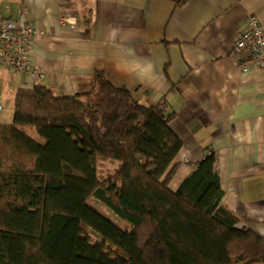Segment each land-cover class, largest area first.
Listing matches in <instances>:
<instances>
[{"label":"trees","instance_id":"trees-1","mask_svg":"<svg viewBox=\"0 0 264 264\" xmlns=\"http://www.w3.org/2000/svg\"><path fill=\"white\" fill-rule=\"evenodd\" d=\"M96 91L20 87L0 123V264H259L264 234L237 227L221 204L213 152L179 187L181 147L162 101L143 105L103 72ZM31 126L43 138L27 135ZM117 160L100 178L97 159ZM93 196L128 228L88 203Z\"/></svg>","mask_w":264,"mask_h":264},{"label":"crops","instance_id":"crops-1","mask_svg":"<svg viewBox=\"0 0 264 264\" xmlns=\"http://www.w3.org/2000/svg\"><path fill=\"white\" fill-rule=\"evenodd\" d=\"M63 11L74 26L58 23ZM0 14L35 24L27 55L43 74L36 80L0 55V115L20 87L83 95L103 72L139 103L174 113L182 144L168 188L213 152L220 204L237 227L264 234V67L242 72L232 51L247 15L264 29V0H0Z\"/></svg>","mask_w":264,"mask_h":264},{"label":"built area","instance_id":"built-area-1","mask_svg":"<svg viewBox=\"0 0 264 264\" xmlns=\"http://www.w3.org/2000/svg\"><path fill=\"white\" fill-rule=\"evenodd\" d=\"M60 25L74 26L75 16L70 11H63L58 16ZM37 33V27L24 18L12 19L0 14V55L7 66L12 69L29 73L36 80L43 74L35 69L27 55V47ZM233 54L237 66L246 72L252 65L264 67V29L262 24L253 16L245 17V27L234 41ZM243 53L247 58L243 57ZM3 109L0 98V112Z\"/></svg>","mask_w":264,"mask_h":264},{"label":"rangeland","instance_id":"rangeland-1","mask_svg":"<svg viewBox=\"0 0 264 264\" xmlns=\"http://www.w3.org/2000/svg\"><path fill=\"white\" fill-rule=\"evenodd\" d=\"M12 112L13 110L11 111L10 109L7 110V108H4L2 115H0V122L10 123L12 121ZM22 130L33 139H37L40 142L43 141V138L36 134L33 127L23 126ZM115 162L118 163L117 160L111 161V159L104 158L97 159V167L99 169L100 178H105L107 175H111L114 173V170L116 169ZM88 203L91 207L96 209L105 217H108V219H110L117 226L122 228L129 227V224L125 220L118 218L110 208H108L105 204L97 200L95 197L91 196L88 200Z\"/></svg>","mask_w":264,"mask_h":264}]
</instances>
